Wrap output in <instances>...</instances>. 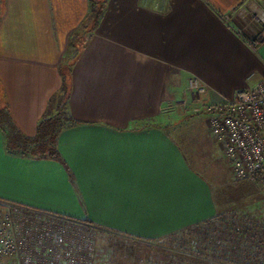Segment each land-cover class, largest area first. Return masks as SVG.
I'll return each mask as SVG.
<instances>
[{
    "label": "crops",
    "instance_id": "obj_1",
    "mask_svg": "<svg viewBox=\"0 0 264 264\" xmlns=\"http://www.w3.org/2000/svg\"><path fill=\"white\" fill-rule=\"evenodd\" d=\"M90 1L0 0V106L24 135L36 133L62 86L69 38ZM98 1L99 22L70 67L77 123L57 138L73 180L58 161L8 153L0 132V203L161 239L226 210L189 138L206 130L220 147L205 119L163 112L162 103L182 98L190 75L213 102L253 87L264 76V41L250 46L222 20L247 0Z\"/></svg>",
    "mask_w": 264,
    "mask_h": 264
},
{
    "label": "built area",
    "instance_id": "obj_2",
    "mask_svg": "<svg viewBox=\"0 0 264 264\" xmlns=\"http://www.w3.org/2000/svg\"><path fill=\"white\" fill-rule=\"evenodd\" d=\"M222 20L250 46L264 41V9L257 0H247ZM208 93L207 85L190 75L183 97L164 101L161 110L202 116L234 178L264 188V76L253 87L238 89L230 100L213 102ZM215 222L211 239L228 249L221 248L228 259L264 264V218L229 214ZM98 232L85 220L0 203V258L13 264H96Z\"/></svg>",
    "mask_w": 264,
    "mask_h": 264
},
{
    "label": "rangeland",
    "instance_id": "obj_3",
    "mask_svg": "<svg viewBox=\"0 0 264 264\" xmlns=\"http://www.w3.org/2000/svg\"><path fill=\"white\" fill-rule=\"evenodd\" d=\"M203 125L206 127L204 122ZM201 132H189V138L202 159V168L209 176L215 175L212 178L215 196L226 209L221 214L264 218V188L251 180L235 179L220 147L210 138L207 140L206 130L203 135ZM216 224L214 218L207 223L206 230L199 227V230H185L157 240L100 231L95 238L96 264H247L233 260V256L228 259L222 253L223 250L228 253V249L211 239Z\"/></svg>",
    "mask_w": 264,
    "mask_h": 264
},
{
    "label": "trees",
    "instance_id": "obj_4",
    "mask_svg": "<svg viewBox=\"0 0 264 264\" xmlns=\"http://www.w3.org/2000/svg\"><path fill=\"white\" fill-rule=\"evenodd\" d=\"M103 7V2L91 0L89 13L81 23L79 30L71 34L69 38L71 51L66 57L67 61L65 65L61 69L63 71L62 86L49 99L47 108L39 119L36 133L33 136L24 135L19 130L8 112L7 105L0 106V132L4 138L6 151L23 158L58 161L65 167L71 180H73V174L57 149L59 133L77 123L69 113L67 104L70 91V67L86 43V34L97 26ZM219 216L223 215L221 213L217 214L187 230H199L200 228L206 230L207 223L214 221V218Z\"/></svg>",
    "mask_w": 264,
    "mask_h": 264
}]
</instances>
